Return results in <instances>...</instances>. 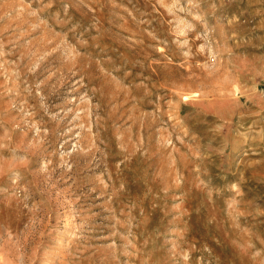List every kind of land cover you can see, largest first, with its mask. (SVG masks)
I'll list each match as a JSON object with an SVG mask.
<instances>
[{
    "label": "rangeland",
    "instance_id": "obj_1",
    "mask_svg": "<svg viewBox=\"0 0 264 264\" xmlns=\"http://www.w3.org/2000/svg\"><path fill=\"white\" fill-rule=\"evenodd\" d=\"M0 264H264V0H0Z\"/></svg>",
    "mask_w": 264,
    "mask_h": 264
}]
</instances>
